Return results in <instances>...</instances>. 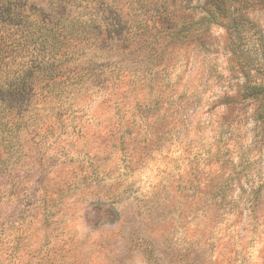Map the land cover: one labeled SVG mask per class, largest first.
I'll return each instance as SVG.
<instances>
[{
	"label": "rangeland",
	"instance_id": "obj_1",
	"mask_svg": "<svg viewBox=\"0 0 264 264\" xmlns=\"http://www.w3.org/2000/svg\"><path fill=\"white\" fill-rule=\"evenodd\" d=\"M96 1L81 78L0 147V264H264V100L225 29L153 45Z\"/></svg>",
	"mask_w": 264,
	"mask_h": 264
},
{
	"label": "trees",
	"instance_id": "obj_2",
	"mask_svg": "<svg viewBox=\"0 0 264 264\" xmlns=\"http://www.w3.org/2000/svg\"><path fill=\"white\" fill-rule=\"evenodd\" d=\"M95 1L45 0L40 6L39 0H0V147L4 151L29 126L37 101L64 93L65 86L81 78L84 67L68 61L77 47L99 38L93 19L98 11ZM122 1L105 0L103 10L118 15ZM127 2L156 17L152 26L142 22L145 40L153 45L191 42L201 28L223 27L232 58L241 64L246 79L243 92L264 100V31L255 15L264 10V0ZM243 45L247 56L240 63ZM1 155L0 150V161Z\"/></svg>",
	"mask_w": 264,
	"mask_h": 264
}]
</instances>
